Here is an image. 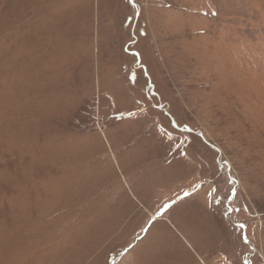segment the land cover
<instances>
[{"label":"rangeland","instance_id":"obj_1","mask_svg":"<svg viewBox=\"0 0 264 264\" xmlns=\"http://www.w3.org/2000/svg\"><path fill=\"white\" fill-rule=\"evenodd\" d=\"M0 264H264V0H0Z\"/></svg>","mask_w":264,"mask_h":264}]
</instances>
